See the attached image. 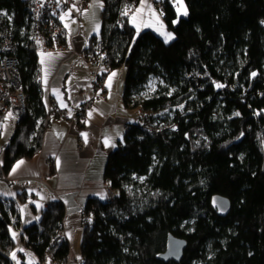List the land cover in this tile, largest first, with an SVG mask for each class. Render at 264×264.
Listing matches in <instances>:
<instances>
[{
    "label": "trees",
    "instance_id": "16d2710c",
    "mask_svg": "<svg viewBox=\"0 0 264 264\" xmlns=\"http://www.w3.org/2000/svg\"><path fill=\"white\" fill-rule=\"evenodd\" d=\"M140 1L100 0V33L84 50L107 49L102 80L126 66L124 103L144 116L142 124L126 125L108 156L104 181L114 196H91L82 209L79 264H264V0H185L189 15L180 19L175 0H160L158 11L175 34L168 43L152 29L136 30ZM29 3L0 0L28 97L0 177L39 154L48 120L58 115L45 103ZM126 8L132 13L124 15ZM215 195L230 199L226 217L212 206ZM29 198H0V264H17L11 254L21 243L36 264H68L64 203L32 202L38 219L23 224L20 204ZM170 234L188 241L180 262L159 258ZM18 256L26 264L25 253Z\"/></svg>",
    "mask_w": 264,
    "mask_h": 264
},
{
    "label": "crops",
    "instance_id": "0c3cea01",
    "mask_svg": "<svg viewBox=\"0 0 264 264\" xmlns=\"http://www.w3.org/2000/svg\"><path fill=\"white\" fill-rule=\"evenodd\" d=\"M68 1L73 10L60 7L58 14V20L62 25L69 24V27L66 28L68 39L65 48L41 51L39 55L40 78L46 106L49 104V99L53 98L56 104L52 107L57 111H65L68 116L60 117L52 113L44 133L41 151L30 160H19L18 162L24 161L23 165L13 173L12 169L17 162L5 175L6 179L0 181V198H18L24 192L29 194V201L20 204L23 224L37 220V216L30 207L33 201L37 205H43L55 199L61 200L66 208L64 234L71 245L68 264H79L82 259L80 250L82 209L86 200L91 196L107 198L108 184L104 181V168L108 156L123 140L126 125L138 121L139 116L138 114L135 115L136 117L131 115L128 112L131 108L126 107L124 103L125 71L123 70L119 71L117 83H113L112 80L111 88L107 87L108 77L111 73L105 75L103 83L106 97L100 101L97 100L96 109L91 117L81 119L82 123L77 122L80 107L93 96L95 90L94 84H92L94 67L85 62L84 50L90 38L100 33L102 9L100 5L102 3L100 0H88V3L82 7L80 0ZM154 1L160 0L140 1L134 14L142 4L145 5V8L142 17H138L136 23L133 24L138 31L148 28L163 37L156 30L158 25L154 23V18L149 12L148 6L159 15L165 26L164 30L167 31L163 15L158 11L159 4L156 6ZM69 11L71 17L62 20L61 17ZM74 11L78 13L77 17L74 15ZM97 11L98 20L96 19ZM141 19L143 23H141ZM150 21L153 22V26H145ZM137 24H139V29ZM97 26H99L98 29ZM42 53L45 55L42 56ZM47 53H52V57L48 58ZM41 59L45 60L44 64H41ZM45 68L48 69L47 84L44 83ZM56 90L62 94L67 108L60 106V98L55 95ZM6 117L7 114L3 119L2 125L5 127H2L0 137L3 138L5 133H8V136L5 141H0V147L8 143L7 141L15 129L12 127L15 119L13 117L6 119ZM83 133L88 135L87 143H85ZM106 139L109 140V145L104 143ZM57 161H59V165ZM2 193H15V196ZM21 249L24 252L28 248L21 243L17 251L19 252ZM18 252H16L17 255Z\"/></svg>",
    "mask_w": 264,
    "mask_h": 264
},
{
    "label": "built area",
    "instance_id": "2783aa9c",
    "mask_svg": "<svg viewBox=\"0 0 264 264\" xmlns=\"http://www.w3.org/2000/svg\"><path fill=\"white\" fill-rule=\"evenodd\" d=\"M86 3L87 0H80V6L83 7ZM27 6L30 12V40L38 44L41 51L64 49L68 32L58 20V14L60 7L71 8L68 0H59V2L58 0H30ZM4 13L3 10H0V118L9 112L17 118L27 111L28 97L21 87L20 62L14 54L17 42ZM74 15L77 17L78 13L74 11ZM107 56V49L103 45H98L95 53L84 57L85 62L94 67L92 78L95 95L88 98L80 107L79 114L82 120L89 117L90 111L92 113L95 111L97 100L106 97L102 74L106 69ZM54 104H56L55 99L50 98L48 108L51 109ZM57 113L60 117L68 116L63 110H59ZM142 115L144 116L143 111H141L140 117ZM140 122L142 124V121ZM1 132L2 129H0V134ZM1 169L2 161L0 160ZM107 196L110 198L114 196L113 190L109 187L107 188ZM60 234L64 235V232Z\"/></svg>",
    "mask_w": 264,
    "mask_h": 264
},
{
    "label": "snow or ice",
    "instance_id": "6c2138e0",
    "mask_svg": "<svg viewBox=\"0 0 264 264\" xmlns=\"http://www.w3.org/2000/svg\"><path fill=\"white\" fill-rule=\"evenodd\" d=\"M58 2H59V0H58ZM175 3H176V11H177L178 15H182V16H184V17H187V16L189 15V12H188L187 6H186L185 3H184V0H175ZM100 6L102 7L103 5L101 4ZM144 8H145V5L142 4V5H141V8L138 9L137 12L132 16V21H133L134 24L136 23L138 17H142V14H143ZM148 8H149V12H150V14H151L152 17L154 18V23H155L156 25H158V27L156 28V30H157L158 32H160V34L164 37V39H165V43H168V42L172 41L173 39H175V37H174V35H173L172 33L167 32V31L164 30L165 26H164L163 22L160 20L159 15H157V14L155 13V11L151 10L150 6H148ZM77 11H79V9H77ZM128 12H129V9L126 8V9L124 10V13H123V14H124V15H128ZM4 15H7V13H4ZM70 17H71V12L69 11V12H65L64 16H62L61 19L63 20V19L70 18ZM141 23H143L142 19H141ZM173 23H178V20L173 21ZM262 23H264V21H262ZM145 26H147V27H152V26H153V22L150 21V22H148L147 24H145ZM64 27H65V28H68V27H69V24H68V23H65ZM98 27H99V26H97V29H98ZM137 28L139 29V24H137ZM41 55L44 56L45 54L42 53ZM46 55H47L48 58H51L53 54H52V53H47ZM44 63H45V60H44V59H41V64H44ZM44 72H45L44 83L47 84V78H46V77H47L48 69L45 68V69H44ZM116 75H117V74H116L115 72L111 73V75L108 77L107 87L111 88L113 77H115ZM256 75H257L256 72H252V73H251V76H252V77H256ZM215 86H216L217 88L225 87V85H223V84H216ZM55 95H56L58 98H60V106H61L62 108H67V104L64 103V101H63V99H62V94H61L58 90L55 91ZM88 115H89V117H91L92 112L90 111V112L88 113ZM236 115L238 116V115H240V114H239V113H236ZM7 118H12V113H11V112H9V113L7 114L6 119H7ZM0 127H5V126H4V125H0ZM82 135H83V137H84L85 143H87V139H88V135H87V133H83ZM104 143H105L106 145H109V144H110L109 140H107V139L104 141ZM110 146H113V147H114L115 145H110ZM241 158H242V157H241ZM23 163H24V161H20V162H18V163L15 165V167L12 169V172L15 173V171H16L17 169H19V168L21 167V165H23ZM57 163H58V165H59V161H57ZM140 179L143 180L144 178H140ZM2 194H3V195H12V196H15V193H2ZM42 198H43V197H42ZM103 198H104V196H101V199H103ZM33 203H35V202L33 201ZM37 207H40V205H37ZM37 219H38V217H37ZM15 236H16V234L13 233V237H15ZM20 251H23V249H21ZM11 255H12V259L15 260V259H16V253L13 252ZM249 255H251V253H249ZM30 264H35V262H34V261H31ZM48 264H51V262L49 261Z\"/></svg>",
    "mask_w": 264,
    "mask_h": 264
},
{
    "label": "water",
    "instance_id": "95a60500",
    "mask_svg": "<svg viewBox=\"0 0 264 264\" xmlns=\"http://www.w3.org/2000/svg\"><path fill=\"white\" fill-rule=\"evenodd\" d=\"M212 206L218 210L222 217H226L231 211L230 199L222 195H215L213 197ZM187 246V239L170 234L167 238L166 248L159 255V258L165 262H180L184 257Z\"/></svg>",
    "mask_w": 264,
    "mask_h": 264
},
{
    "label": "rangeland",
    "instance_id": "374dc122",
    "mask_svg": "<svg viewBox=\"0 0 264 264\" xmlns=\"http://www.w3.org/2000/svg\"><path fill=\"white\" fill-rule=\"evenodd\" d=\"M69 2V1H68ZM155 3H156V6H157V4H159L158 5V8H160V1H154ZM184 3H185V5L187 6V4H186V2H185V0H184ZM71 9L73 10V8L71 7ZM188 9V8H187ZM183 16L182 15H178V19H180V18H182ZM96 19L98 20V11L96 12ZM101 28V27H100ZM138 31V30H137ZM99 32H100V29H99ZM139 32V31H138ZM167 32H170V33H172L173 35H174V37H175V34L171 31V30H168ZM106 70V69H105ZM125 71V73H124V78H125V76H126V74H127V68H126V66L125 65H123V66H120V67H118V68H115L114 70H112V71H110V73H113V72H115L117 75L115 76V77H113V83H117V81H118V74H119V71L121 72V71ZM92 84H93V81H92ZM154 85H155V81H151L150 83H149V85H148V91L149 92H152V90L154 89ZM123 87H124V85H123ZM94 95H95V90H94V92H93V97H94ZM100 101V100H99ZM130 111H133V112H130ZM128 112L131 114V115H137L138 114V116H140V114H139V108H131L130 110H128ZM137 116V117H138ZM12 117L15 119V122H14V125L12 124V127L13 128H15V125H16V117L15 116H13L12 115ZM136 117V116H135ZM143 118V115H142V117L140 118V119H142ZM136 119V118H135ZM139 119V117H138V119L137 120H140ZM141 121V120H140ZM13 132H14V130H13ZM12 135H13V133H12ZM12 135H11V137H12ZM7 136H8V133H5V136L3 137V138H1L0 137V141H5L6 140V138H7ZM11 137H9L10 139H11ZM9 139V140H10ZM9 140L7 141V142H9ZM4 147H5V145L3 146H1L0 147V160L2 161L3 160V153H4ZM6 176L5 175H2L1 177H0V181L1 180H5L6 178H5ZM2 182V181H1ZM108 197V196H107ZM79 246V245H78ZM26 251H28V252H26ZM24 253L26 254V257H25V261H26V264H30V262L31 261H34L35 262V264L36 263H38L39 262V260H38V258H37V256H36V254L33 252V251H31V250H29V249H25L24 250ZM15 261H16V263L17 264H21L22 263V261L20 260V258H19V256L16 254V259H15ZM51 262V260H47L46 262H45V264H48V262ZM52 264V263H51Z\"/></svg>",
    "mask_w": 264,
    "mask_h": 264
},
{
    "label": "bare ground",
    "instance_id": "6f19581e",
    "mask_svg": "<svg viewBox=\"0 0 264 264\" xmlns=\"http://www.w3.org/2000/svg\"><path fill=\"white\" fill-rule=\"evenodd\" d=\"M87 3H88V0H87ZM140 114H141V110H140ZM140 117V116H139Z\"/></svg>",
    "mask_w": 264,
    "mask_h": 264
},
{
    "label": "clouds",
    "instance_id": "9594fccd",
    "mask_svg": "<svg viewBox=\"0 0 264 264\" xmlns=\"http://www.w3.org/2000/svg\"><path fill=\"white\" fill-rule=\"evenodd\" d=\"M48 107V106H47ZM140 118V117H139Z\"/></svg>",
    "mask_w": 264,
    "mask_h": 264
}]
</instances>
